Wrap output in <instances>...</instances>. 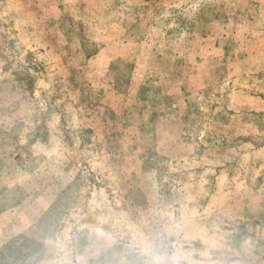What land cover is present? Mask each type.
Here are the masks:
<instances>
[{
  "label": "rangeland",
  "instance_id": "374dc122",
  "mask_svg": "<svg viewBox=\"0 0 264 264\" xmlns=\"http://www.w3.org/2000/svg\"><path fill=\"white\" fill-rule=\"evenodd\" d=\"M264 264V0H0V264Z\"/></svg>",
  "mask_w": 264,
  "mask_h": 264
},
{
  "label": "clouds",
  "instance_id": "9594fccd",
  "mask_svg": "<svg viewBox=\"0 0 264 264\" xmlns=\"http://www.w3.org/2000/svg\"><path fill=\"white\" fill-rule=\"evenodd\" d=\"M181 259V254L178 252L173 254L171 257L155 253L152 255L151 264H181Z\"/></svg>",
  "mask_w": 264,
  "mask_h": 264
}]
</instances>
